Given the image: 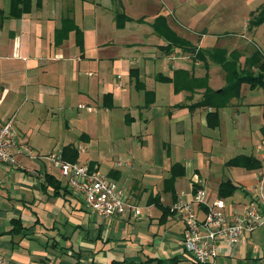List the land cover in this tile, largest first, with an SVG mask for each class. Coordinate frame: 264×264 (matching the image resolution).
Segmentation results:
<instances>
[{
    "label": "crops",
    "instance_id": "crops-1",
    "mask_svg": "<svg viewBox=\"0 0 264 264\" xmlns=\"http://www.w3.org/2000/svg\"><path fill=\"white\" fill-rule=\"evenodd\" d=\"M28 1L26 11L11 16L13 0H0V126L15 118L18 142L39 156L60 151L67 161L63 151L72 147L73 162L118 184L139 216L99 217L58 170L17 154L13 164L0 165L2 264H196L183 250L184 225L170 206L196 190L207 203L220 199L238 211L250 201L264 165V104L246 97L258 92L264 99L263 92L243 84L239 98L208 117L211 108H191L203 88L175 92L160 78L207 75L208 88L220 91V66L189 51H237L240 64L255 50L264 54V24L249 26L264 0ZM117 14L127 19L118 20L121 27ZM64 20L80 30L81 47L75 31L56 43ZM166 29L187 45L173 47L161 36ZM211 71L220 89L210 85ZM80 104L103 113L82 115ZM99 139L128 141L130 151L101 156L94 150ZM239 155L260 167L226 166ZM175 164L183 174L169 183ZM225 182L234 191L219 198ZM261 187L264 194V181ZM212 264H264V227L234 247L221 244Z\"/></svg>",
    "mask_w": 264,
    "mask_h": 264
},
{
    "label": "built area",
    "instance_id": "built-area-1",
    "mask_svg": "<svg viewBox=\"0 0 264 264\" xmlns=\"http://www.w3.org/2000/svg\"><path fill=\"white\" fill-rule=\"evenodd\" d=\"M77 108L87 113L96 112L94 108L84 104ZM15 124V118H11L0 126V165L13 164L17 154L41 160L58 170L66 186L74 194L82 195L86 206L99 217L139 216L138 206L124 196L118 184L109 181L99 171L92 170L85 162L64 161L60 151L43 156L34 154L29 146L18 142ZM80 149L79 147L78 150ZM120 164L123 163L116 165ZM263 181L264 165L259 170V180L252 191V198L241 211L233 206L228 207L220 199L207 203L205 193L201 190L192 193L189 200L178 199L171 204L170 211L184 225L183 250L196 264L214 263L221 244L234 247L243 241L245 234L264 227V194L261 187ZM2 263L0 256V264Z\"/></svg>",
    "mask_w": 264,
    "mask_h": 264
},
{
    "label": "trees",
    "instance_id": "trees-1",
    "mask_svg": "<svg viewBox=\"0 0 264 264\" xmlns=\"http://www.w3.org/2000/svg\"><path fill=\"white\" fill-rule=\"evenodd\" d=\"M28 3V0H13L11 4V16H17L16 13H12L13 10L17 9L19 12L24 11L25 6L28 5ZM120 18L123 19V15L117 14V27H121L122 25L121 22H118ZM123 20L126 21L127 19L124 18ZM161 22V18L156 20V24H159ZM262 24H264V3L262 4L258 13L249 22V26L252 28L260 26ZM155 30H157V28H155ZM70 31L76 32V43L81 47L82 34L80 30H78L69 20H64L62 22L61 28L56 30V43L62 42V40L67 37V34ZM161 34V36H163L165 40H168L173 44V47H177L178 45H187L186 42H184L182 39H179L169 29L164 30ZM169 47L172 46L168 45L167 48ZM189 52L192 54L194 53L195 57L203 61L204 64H206L208 60L220 66L225 75V86L220 91L214 92L208 88L207 75H205L202 79H188L187 72L178 71L175 73L172 79L163 77H161L160 79L166 82L171 81L173 83L175 92H180L183 90L193 92L194 89L203 88L204 93L202 95V99L195 105L191 106V108H211L213 111L208 114V117H217L218 111L226 107L231 99L239 98L240 89L243 84L248 85L251 90L260 88L264 91V54H262L259 50H255L250 53V55L245 58L243 64H240L239 62L241 55L237 51L228 53L225 49L213 48L205 50L199 49L197 51L190 50ZM261 132L264 135V127L262 128ZM63 153L67 156L66 158L68 162L75 161L76 154L74 155L75 152L73 151L72 147L65 148ZM260 165V162L255 160L254 158L243 155L236 156L226 163L227 167H241L247 170L258 169ZM176 169L180 170L179 174H176L174 172ZM182 174V166H180L179 164L173 165L169 183H172V181H174L177 176H182ZM231 190L234 191V187H232L229 182L222 183L218 191L219 198H225L226 196L230 195L232 193Z\"/></svg>",
    "mask_w": 264,
    "mask_h": 264
},
{
    "label": "rangeland",
    "instance_id": "rangeland-1",
    "mask_svg": "<svg viewBox=\"0 0 264 264\" xmlns=\"http://www.w3.org/2000/svg\"><path fill=\"white\" fill-rule=\"evenodd\" d=\"M260 35L262 37L264 36V34H262V33ZM209 76H210V80H211V83H210L211 86L215 87V83H218L219 85L221 84V80L219 79V77H217L212 71L209 73ZM219 85L217 87L218 89H220L222 87V85H220V86ZM261 90H259V91L261 92ZM262 92H263V98H264V91L262 90ZM246 101L247 102H252L254 104H264V99H259L258 92H254L252 94H249V96L246 97ZM80 111H81L82 115H92V116L93 115H95V116H101L102 113H103V112H101L99 110H98V115H96L97 114V110H96L95 113H89V114H87V112L84 111V110L83 111L80 110ZM119 124L121 125L122 133L124 135L125 129L123 128V124L122 123H119ZM118 131H120V130L118 129ZM125 137H127V135H124L123 138L125 139ZM81 145L85 146L86 148H89L88 145H85V144H81ZM135 145L138 146V144L136 142H133V147ZM129 146H131V145H129V142L128 141H122L121 140L118 143H110L109 141L99 139L98 140V144H95L94 145V150L96 151V154H99L100 153L101 156L103 155L104 157H107L106 155H110V153H116L117 151H120V150H121L120 153H127V152L130 151V147ZM92 153L95 155V152H92ZM116 164H117V162H116ZM125 165L120 164L119 166L125 167Z\"/></svg>",
    "mask_w": 264,
    "mask_h": 264
}]
</instances>
